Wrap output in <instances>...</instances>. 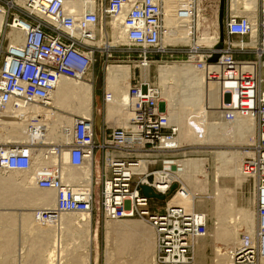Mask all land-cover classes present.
Instances as JSON below:
<instances>
[{"label":"built area","instance_id":"obj_1","mask_svg":"<svg viewBox=\"0 0 264 264\" xmlns=\"http://www.w3.org/2000/svg\"><path fill=\"white\" fill-rule=\"evenodd\" d=\"M6 5L10 9L8 26L15 25L22 30L25 39L21 45L10 44L2 54L0 119L5 113H11L15 122L22 123L36 107L51 109L56 85L63 78L80 79L94 67L102 49L94 43L96 34L100 31L105 42L117 21L127 43L115 47L140 49L133 53L140 65L150 64L154 51H159L161 46L164 0H7ZM229 10L224 46L218 50V59L209 61L215 51L213 48H196L194 52L202 54L194 59L195 54L191 59L200 69H205L207 64L219 66L218 72L208 71L207 75L209 80L222 85L219 110L225 121L250 113L256 118L257 141L252 146L253 155L243 164V172L253 182L257 197L258 229L262 239L259 242L262 244L252 246L248 240L238 246L234 264H257L258 259L264 258V80L263 74L254 73L248 64L255 62L258 70L264 71V5L256 19ZM252 39L255 45H251ZM238 52L253 54L254 58L237 59ZM128 93L133 109L126 126H104L98 132L91 120L73 116L70 142L45 144L34 141V137L42 133L40 126L26 124V141L0 144V169L31 171L38 148L44 149L46 157L67 151L69 164L76 168L93 159L95 184L92 191L83 185H67L57 171L49 168L36 174L37 187L54 190L57 199L55 208L35 210L36 220L58 225L66 215L92 213L93 225L96 223L98 227L100 221L94 217L98 198L97 210L106 219L142 216L150 222L159 240L156 264H196L192 239L207 234L205 220L191 211L186 212L183 207L152 210L150 201L158 199L144 195L142 190V185H148L169 198L179 188V181L158 167L159 163L176 166L165 158H171L179 149L175 141L179 129L171 123L168 111H163L161 91L153 85L130 84ZM98 136H101L99 141ZM142 161L147 162V170L137 173L134 166ZM174 184L177 187L172 190Z\"/></svg>","mask_w":264,"mask_h":264},{"label":"bare ground","instance_id":"obj_2","mask_svg":"<svg viewBox=\"0 0 264 264\" xmlns=\"http://www.w3.org/2000/svg\"><path fill=\"white\" fill-rule=\"evenodd\" d=\"M220 1L222 2V0ZM175 2L180 3L179 9L180 11H182V14L179 16L176 12H174V10H172V5ZM232 4L233 7L239 11V13L243 11L242 15L248 14L253 19H256L258 15L259 0H232ZM193 6L194 0H164L165 16L164 29L162 33L164 41L162 42L161 38L162 46H166L168 44L183 43L192 46L193 50L196 49V45L198 44H200L201 46H212L215 47L214 50L216 49L217 45L220 42V35L219 39L217 36H211L199 37L197 41H194V20L192 13ZM5 18L6 10L4 7L0 6V33H8L7 37L11 45H21L22 43H24L25 35L23 31L17 29L15 25H11L12 30H10L9 32H6V29L4 31ZM197 23L198 25H200V21H198ZM114 30L118 31L117 34L116 32H114ZM114 30L113 32L115 34L113 33V35H111L108 40L106 39V41H110V44H126L127 40L125 38L123 30L119 26V21L115 23ZM99 33L100 31L96 34V41H94V43L96 44H100L103 39L98 37ZM255 44V39H252L251 45ZM248 65V68L250 70H252L254 73H258V67L255 62L249 63ZM140 66L142 68H147L149 64L146 66ZM157 70L161 89H158L156 87L155 88L161 91L162 98L166 97V100H168L169 92L166 89L163 91V89L166 87V84L168 85L167 82L170 79L187 77L189 75H195L197 77L199 75H207L208 71L218 72L219 66L217 64H207L205 69H200L195 63L189 62L185 64L159 65ZM105 71V92L109 96V98L105 99V105L107 106L109 114L117 119L119 117L122 118V122H120L123 123V126H126L132 115L133 109L132 101L128 93V89L131 84L130 79L133 72L132 67L130 65L124 64H110L109 66H107ZM92 75L93 67L80 79H61L52 93V108L46 109L36 107L33 110V114L30 117H26L24 119V122L22 123L15 122L11 117V113H5L0 119V137L6 134L8 136V139L3 140L0 138V144L19 143L26 141L28 139V136L27 134H25V127L26 124L28 125L30 123H34L38 127L40 126V128L42 129V133L34 137V141L37 143H41L40 140L50 141L46 144H62L70 142L71 132L73 129V116L75 115L84 119L91 120L93 124H95L94 126H97V128H99L100 116L98 117L97 124L95 122V116L93 117V92L96 85L91 80ZM263 80L264 71L262 81ZM145 82L148 83L147 81ZM169 106L171 105L168 101V109H170ZM220 106H222V104H220ZM60 112H64V114ZM178 112L171 111L170 115L168 116L171 123L179 127L180 136L175 140L177 141L179 146L187 144L198 147H202V145L211 147V145H214L215 143L218 144V142H222L225 138L228 139V133H233L237 130L239 131L240 127V132L242 130V127H244V130L248 132V142L252 143L257 139L258 130L256 127V118L255 115L251 113L242 115V120L238 119L239 122L234 121V119L231 121H225L221 116V122H215V126H213L214 124H211V126L215 127V130L212 129L213 127L209 128V132H207L208 128L206 129V131L198 130L196 131V134L193 135L194 137L188 138L189 134L187 135L184 130L185 127L183 126V122L185 124V118L182 117L184 119L183 121L180 117V113ZM219 113L221 114V111H219ZM207 117H209V115ZM245 124L247 125L243 126ZM218 125L220 126L218 127ZM238 131L235 134H240ZM213 153L219 158V161L222 164L221 166L224 165V169L223 167L221 168L222 170H225V172H221L222 170L218 171H220L221 173L227 172L229 173V175H233L235 177L236 185L242 183V181H246L248 177L242 171L243 164L249 157L253 155V151L240 153L238 151L216 150ZM44 154V149H37L34 167L31 171L25 172L21 182H18L15 179L16 175L19 176L18 172H4L5 170L0 169V205L10 203V205L13 204V206L20 205L24 207L19 208L20 211L17 214L4 213L0 215V226L1 224H3L2 226L5 227V225L8 224L6 223L8 219L10 221V225L16 224V218H18L20 219V221H18L17 224L20 225L21 228H19L18 234L20 235V237L22 236V240L25 238L23 243H19L18 248L15 250L12 249L13 247L11 246V243L14 246V242H18L15 241L17 238L14 239V235L16 233L13 235V231L10 232L7 227V230H9L11 234L5 230L0 231V264H13V262L16 261L17 263L14 264H22L24 260L25 262L27 260H30V263L27 262L29 264H92L94 260L95 263L98 264L100 258L98 251L95 250L97 251V253L96 255H93V244L97 241V236H93L92 213L66 215L62 218L61 223H59L58 225H53L38 222L36 220L35 213L32 212V210L35 211L37 209L55 208L57 202L54 190H43L37 187L35 181L37 173H40L46 168H49L52 169V171H57L61 176L63 182L67 185H72L74 187L83 185L90 191H92L94 189L93 184L95 181L94 160H87L84 166L78 168V172L76 167L70 166L69 153L67 151H63V154L61 155H49V159L45 158ZM204 162L205 160L201 158L183 159L174 162L177 165L179 164L177 170L175 171V175H177L183 181L184 185L168 201L167 207H183L186 211L188 210L190 201L189 196L191 195L188 196V189L186 185L191 187L196 179L201 178V176L203 177V179L205 178L207 174L204 168ZM147 167V162L142 161L139 165L134 166V170L137 173H143L147 170ZM166 168L172 169V166H169V164H167ZM218 174L219 172H217L216 177ZM230 189L232 191V188L230 187L229 189L219 186L217 187L218 193L215 195L214 210L215 214L218 217V220L222 221L223 218H227L224 215L228 213V210H230L231 212L233 204L228 203V199L232 201V198H229ZM256 202L257 197L255 195L253 197V200L249 199L247 201L246 207H239L237 210H235L236 214L240 216V223L244 225L245 229L248 230V232L251 234L248 239L239 238L240 232H238L239 230H236L237 227L233 228V226L231 228L227 226V224L223 225L220 222L222 225L215 228L216 230L213 235L215 241L213 245L214 255L211 259L212 264H234L236 255L235 251L238 246H241L248 240L252 243V246L253 244L257 245L259 240L262 241V239H260L259 237L257 216L258 208ZM25 208H29L31 210V213L30 210L29 212L27 211L28 213L26 211L23 212ZM231 216V218L235 219V215ZM199 218L205 220V223L207 224L206 215H203V217L200 216ZM128 219H107V221L105 219V227L107 229V250H105L106 264H156V257L159 249V240L155 228L150 224L148 220H145V218H142V220ZM228 219L230 218L228 217ZM1 220H3V222H1ZM223 221L227 220L225 219ZM241 224L240 227L242 226ZM15 226L16 225H14V228ZM22 226H26L28 228L25 227L24 229V227ZM8 227L10 228V226ZM14 228L12 230H14L15 232ZM256 228L258 229V232L256 231ZM0 229H2V227H0ZM195 237L199 242L197 243V245L195 243L194 251L197 255L202 256L205 250V243L200 241L202 237ZM22 240L20 242H22ZM261 241L259 242L260 247L262 244ZM216 242H222L227 247L231 242H233L235 245L233 244L234 246L230 247V249H228L229 247L226 248V252H223L221 248L218 247V249L215 246ZM257 264H264V258L261 257L260 259H258Z\"/></svg>","mask_w":264,"mask_h":264},{"label":"rangeland","instance_id":"obj_3","mask_svg":"<svg viewBox=\"0 0 264 264\" xmlns=\"http://www.w3.org/2000/svg\"><path fill=\"white\" fill-rule=\"evenodd\" d=\"M4 1V4H3ZM6 1L7 0H1L0 6L4 7L6 10V18H5V25H4V31L6 29V32H9L10 30H12L11 25L8 26L7 23H11L10 22V18H9V14H10V9L9 6L6 5ZM179 2H175L172 5V10H174V12H176L179 15L182 14V11H180ZM194 4L195 6H193V20H194V33H193V38L194 41H197V39L199 37H211V36H217L219 39V35L221 37V29L223 26V34H224V38L226 37L225 34V21H226V16L228 14V12H230V8L232 9L233 13H238L239 15L243 14V11H241V13H239L238 10H236L233 7L232 4V0H225V7H224V12H223V23H221V12H220V5H221V1L220 0H194ZM199 4V6H197ZM262 5H264V0H259V5H258V11H260V9L262 8ZM241 8V7H240ZM199 13V14H198ZM195 14V17H194ZM200 21V25H198L197 22ZM220 24V26H219ZM114 32H116L117 34V30H114ZM113 31L111 32L113 35L114 33ZM8 33H0V63L2 60V54L3 51L10 45V41L7 37ZM115 34V33H114ZM99 38H103L101 43L98 44L100 47H102L100 54H98L97 57V62L95 63L94 67H93V75L91 80L94 82V84L96 85L95 89H94V103H93V117L95 116V122L97 124V120L98 117L100 116V127L97 128V126H94L95 128H97V131H101V129L106 126L109 128H113V127H121L123 126V123H121L122 118H114L113 116H111L109 114V111L107 109V106L105 105V94H106V85H105V74H106V68L107 66L111 65H130L132 67V77L130 79V83L131 84H137V83H143L145 81H147L149 84L153 85L154 87L161 89L160 88V84H159V79H158V70L157 68L159 67V65H168V64H185V63H195V61H193L191 59V57H193L195 54H197L194 59L198 58L199 54L202 53H195L194 50L192 49V46L188 45V44H183V43H178V44H168L166 46H160L159 51H154V54L152 55V62L149 64V66L147 68H142L140 66V62L139 59L136 58V56L133 53H138L140 52L138 48H134V50H126V49H118L115 47L116 44H110V41H104V36L103 34L100 32L98 35ZM163 36H162V42L163 40ZM106 40V38H105ZM103 42V43H102ZM107 44V45H106ZM196 48H205V49H214L215 47L212 46H204V45H196ZM128 54H132L130 56H128ZM213 56V55H212ZM236 58H254L253 54H242L240 52H238V54H236ZM263 72L258 70V74H260ZM263 77V76H262ZM103 78V79H102ZM168 85L166 84V87L163 89V91L166 89L169 93H168V100H166L167 98L163 97L162 98V109L163 111H168V115H170L171 111H175L180 113V117L181 119L184 121V119L182 117L185 118V124L183 122V126L185 127V132L187 133V135L189 134L188 138H192L194 137L193 135L196 134V131L198 130H204L206 131V129L208 128L207 132H209V128L215 126V122H221L220 121V117L222 116V114L219 113V108H221L222 106H220V102L222 100V85L221 83H219L218 81L215 80H209L208 79V75L204 74V75H199L198 77L195 75H189L187 77H179L176 79H170L168 82ZM99 84V85H98ZM164 99V100H163ZM168 101L170 102V105L168 109ZM173 109V110H172ZM98 111V112H97ZM181 111V112H180ZM208 112V113H207ZM62 114H64V112H60ZM184 114V115H183ZM183 115V116H182ZM206 115V116H205ZM209 115V117H207ZM241 115V114H240ZM239 115V116H240ZM236 116L234 118V121H238L241 119L242 120V115L239 117ZM74 117H77L76 115ZM207 117V118H206ZM204 119V120H203ZM239 119V120H238ZM180 120V121H182ZM187 120V122H186ZM121 121V122H120ZM128 123V122H127ZM211 124H214L213 126H211ZM95 125V124H94ZM247 124L243 125L246 126ZM177 126V125H176ZM208 126V127H207ZM220 125H218L219 127ZM188 127V128H187ZM256 127H257V122H256ZM100 129V130H99ZM179 129V127H178ZM213 130H215V127L212 128ZM241 129V127H240ZM239 129V133L240 134H235L237 131L235 132H231L228 133V139L225 138L222 142H218L215 143V147L214 145H211V147L208 146H194V145H180L179 149L177 151L174 152L175 155L170 156L171 158H165V159H171L173 162L176 161H180L183 159H195V158H201L204 159V168L206 170V176L203 179V177L201 176V178L196 179V181H194V183L190 186H187L188 189V196H189V208H188V212L191 211V213H195L197 217H200L203 215H206L207 217V225H208V231L207 234L202 237V239H200V241L205 243V250L202 256H199L195 253L194 251V246L195 243L197 245V243L199 242L198 240H196V237H194L192 239V252L194 255V259L196 264H212V258L214 255V238L213 235L215 233V228L221 226L222 224L225 225L227 224V226L229 227H233L236 228V230H239L238 232H240L239 234V238H244V237H249L251 236V234L248 232V230L245 229L244 225H242L240 223V216L236 214V211L239 207H246L247 205V201L253 200V197L255 196L254 194V188H253V182H251L248 178L246 179V181H242V183L237 184L239 186L236 185L235 182V177L233 175H229V173H221V172H225V170H222L221 166V162L219 161V158L213 153L216 150L217 151H221V150H227V151H238L240 153L242 152H252L253 148L252 146H255V142H248V132L244 130V127H242V130L240 132ZM258 130V127H257ZM244 131V132H242ZM258 132V131H257ZM230 135V137H229ZM180 136V130L179 133L176 136V139L179 138ZM243 136V138H242ZM258 136V135H257ZM1 139H8V136L2 135L0 137ZM238 138V139H236ZM243 139V140H242ZM101 140V136H98V141ZM226 140V141H225ZM237 141V143H236ZM41 143H47L50 141H44V140H40ZM228 142V143H227ZM219 145V146H218ZM238 145V146H237ZM219 147V148H218ZM237 148V149H236ZM45 158L49 159V156L46 157V155L44 154ZM217 158V159H215ZM144 162V161H143ZM220 165V166H219ZM71 166V165H70ZM167 164L165 163H159L158 167H160L161 169H165V173L169 174V176L172 179H175L176 181H179V188L177 189V191L183 187V181L177 176L175 175V171L177 170L179 164L176 166H172V169H167L166 168ZM170 166V165H169ZM216 166V167H215ZM219 168V169H218ZM221 168V169H220ZM78 170V168H76ZM224 169V167H223ZM216 170V171H215ZM218 170H222L221 172ZM2 171V170H1ZM243 171V170H242ZM4 172H14V171H4ZM79 172V170H78ZM217 172H219V174L216 177ZM19 176L16 175L15 179L18 182L22 181V178L24 177L23 175L25 174L24 172H18ZM165 173H162V175H165ZM221 173V174H220ZM8 174V173H7ZM219 176V178H218ZM207 177V178H206ZM205 180V181H204ZM149 181H153L152 179H149ZM95 182V181H94ZM95 184V183H94ZM93 184V186H94ZM223 187V188H232V191L230 189V197L232 198V201H230L228 198V203L229 204H233L232 205V209L231 212L230 210H228V213H226L224 216H226L227 218H223V220H227V221H221L218 220L217 215L215 214V210H214V205H215V195L218 193L217 192V187ZM226 186V187H225ZM96 188V192L98 190V186L95 185ZM235 190V191H234ZM176 191V192H177ZM176 192H173V194L167 198L165 200H151L150 201V206L152 210L155 211H164L167 206H168V201L176 194ZM175 193V194H174ZM233 193V194H232ZM162 195V194H160ZM229 196V195H228ZM18 197V196H17ZM227 199H226V203H227ZM98 198H96V202H95V213H94V217L96 219H99V226L97 227V224L94 223L95 225H93L92 231H93V236H97V241L94 242L93 244V255H96L97 251L99 253V263L98 264H106L105 259H106V251L107 250V241H106V221L107 219L97 210V208L99 207L98 203H97ZM199 202V203H198ZM257 203V202H256ZM235 205V206H234ZM19 208H24L20 205H10V203H6L1 204L0 205V215L4 214V213H18L20 211ZM29 208L28 209H24L23 212H29ZM197 213H196V211ZM234 210V213H233ZM186 211V212H187ZM27 212V213H28ZM32 212L35 213L34 210H32ZM31 213V210H30ZM24 214V213H23ZM201 214V215H200ZM255 214H256V207H255ZM228 215V216H227ZM231 215H235V219L231 218ZM228 217L230 219H228ZM239 217V218H238ZM142 216H135L132 217L131 219L129 218H125L128 220H142ZM17 219V221H16ZM15 221L18 223V221H20V219L16 218ZM106 219V221H105ZM233 219V220H232ZM147 220V219H145ZM9 219L7 220L6 223L8 224H4L5 227H3L1 224L0 227H2V229H0V231H7L8 233H10L11 231L12 234L14 235L15 233V237L14 239H16L15 241H18L17 243L14 242V246L11 243V246L13 247L12 249H17L19 243H23V241L25 240V238L22 240L19 233V228L20 225L16 224H11L10 225V221ZM219 221V223H218ZM234 221V222H233ZM1 222H3V220H1ZM216 222V223H215ZM222 224H221V223ZM233 224V225H232ZM240 224L242 225L240 227ZM13 225V226H12ZM14 225L15 228H14ZM232 225V226H231ZM236 225V226H235ZM10 226V228L8 227ZM10 230H7V228ZM15 229L12 230L13 228ZM25 227L26 226H22ZM240 227V228H239ZM28 228V227H26ZM21 229V228H20ZM23 229V228H22ZM35 229V228H34ZM36 230V229H35ZM256 231L258 232V229L256 228ZM256 232V233H257ZM23 233V231H22ZM212 233V234H210ZM11 234V233H10ZM23 235V234H22ZM20 237V238H19ZM19 238V239H18ZM13 239V240H14ZM246 239V238H245ZM22 240V242H20ZM16 244V245H15ZM231 244V245H229ZM228 247L225 246V244H223L222 242H216V247L221 248L223 252H226V248L230 249V247L234 246L235 244L233 242L229 243ZM234 244V245H233ZM97 245V246H96ZM17 246V247H15ZM218 248V249H219ZM97 250V251H95ZM3 257V256H1ZM1 259V258H0ZM27 259V258H26ZM31 259V258H30ZM17 260V259H16ZM30 263V260H27L25 262V260L22 262V264L24 263ZM12 263V261H11ZM17 263L16 262H13ZM27 263V264H29ZM92 264H96L95 261L93 260Z\"/></svg>","mask_w":264,"mask_h":264},{"label":"water","instance_id":"obj_4","mask_svg":"<svg viewBox=\"0 0 264 264\" xmlns=\"http://www.w3.org/2000/svg\"><path fill=\"white\" fill-rule=\"evenodd\" d=\"M224 7H225V0H222L221 9H220V12H221V23H223ZM223 46H224V34H223V26H222L220 42L217 45V47H216V49H215V51L213 53V56L210 58V60H209L210 62H215L218 59V57H219V51L218 50L222 49ZM176 187H177V185L174 184L173 187H172V190H174ZM142 190H143L144 195L149 196L151 198H157V199H162V200L166 199L165 195H160V194L156 193L148 185H142Z\"/></svg>","mask_w":264,"mask_h":264},{"label":"crops","instance_id":"obj_5","mask_svg":"<svg viewBox=\"0 0 264 264\" xmlns=\"http://www.w3.org/2000/svg\"><path fill=\"white\" fill-rule=\"evenodd\" d=\"M77 117H79V116H77Z\"/></svg>","mask_w":264,"mask_h":264}]
</instances>
